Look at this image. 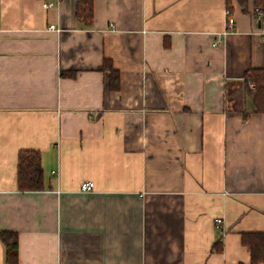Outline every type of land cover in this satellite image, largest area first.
<instances>
[{
	"label": "crops",
	"instance_id": "obj_1",
	"mask_svg": "<svg viewBox=\"0 0 264 264\" xmlns=\"http://www.w3.org/2000/svg\"><path fill=\"white\" fill-rule=\"evenodd\" d=\"M77 1L0 0V231L18 233V264H253L242 234L264 233V111L244 79L264 69L255 0L229 1L236 26L218 45L228 0H93L89 24ZM24 149L41 153L43 190H19Z\"/></svg>",
	"mask_w": 264,
	"mask_h": 264
},
{
	"label": "trees",
	"instance_id": "obj_2",
	"mask_svg": "<svg viewBox=\"0 0 264 264\" xmlns=\"http://www.w3.org/2000/svg\"><path fill=\"white\" fill-rule=\"evenodd\" d=\"M229 1L227 6H229ZM244 11H247L248 0H239ZM255 6L264 14V0H255ZM230 10V6H229ZM76 15L89 24L93 16V0H78ZM264 23V16L262 19ZM103 68L109 74V83L112 89L120 87V72L113 67L111 60L105 59ZM248 94L252 97L255 111H264V69L250 68L244 76ZM256 85V89L250 88V83ZM18 187L20 191L43 190L44 172L41 161V153L38 150L24 149L18 155ZM242 239L251 248L253 264L264 261V233L244 232ZM0 240L5 246V259L7 264H18V233L13 230L0 231Z\"/></svg>",
	"mask_w": 264,
	"mask_h": 264
},
{
	"label": "built area",
	"instance_id": "obj_3",
	"mask_svg": "<svg viewBox=\"0 0 264 264\" xmlns=\"http://www.w3.org/2000/svg\"><path fill=\"white\" fill-rule=\"evenodd\" d=\"M52 3H44L45 7L50 6ZM255 12H257L258 18L262 21L263 19V12L259 9V7H255ZM236 26V20L233 16V14L231 13V11L228 9L226 11V18H225V22H224V27L222 29V31H220L218 33V37L216 38V40L214 41L215 45L221 44L223 42V37L226 36L228 33L232 32L235 29ZM50 28L56 29V30H60L58 27H56L55 24H50ZM263 33H264V29H263ZM250 88L252 90L256 89V85L251 82L250 83ZM94 182L91 180H86L83 181L81 183L80 189L83 191H90L94 189ZM215 225L217 227V229L221 232H224V227H223V218L222 217H217L215 219Z\"/></svg>",
	"mask_w": 264,
	"mask_h": 264
}]
</instances>
